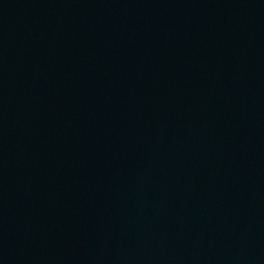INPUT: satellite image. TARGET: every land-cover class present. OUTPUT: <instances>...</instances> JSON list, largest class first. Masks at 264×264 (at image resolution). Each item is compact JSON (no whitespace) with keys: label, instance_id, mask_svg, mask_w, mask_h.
<instances>
[{"label":"water","instance_id":"obj_1","mask_svg":"<svg viewBox=\"0 0 264 264\" xmlns=\"http://www.w3.org/2000/svg\"><path fill=\"white\" fill-rule=\"evenodd\" d=\"M0 264H264V0H0Z\"/></svg>","mask_w":264,"mask_h":264}]
</instances>
